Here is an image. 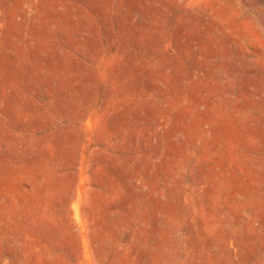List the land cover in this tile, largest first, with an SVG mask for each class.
I'll return each instance as SVG.
<instances>
[{
	"label": "rangeland",
	"instance_id": "374dc122",
	"mask_svg": "<svg viewBox=\"0 0 264 264\" xmlns=\"http://www.w3.org/2000/svg\"><path fill=\"white\" fill-rule=\"evenodd\" d=\"M0 264H264V0H0Z\"/></svg>",
	"mask_w": 264,
	"mask_h": 264
}]
</instances>
